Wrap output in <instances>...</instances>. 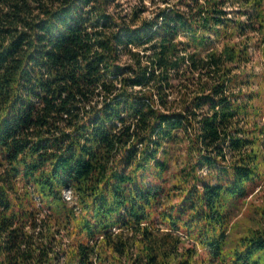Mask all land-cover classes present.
I'll use <instances>...</instances> for the list:
<instances>
[{
	"label": "trees",
	"instance_id": "16d2710c",
	"mask_svg": "<svg viewBox=\"0 0 264 264\" xmlns=\"http://www.w3.org/2000/svg\"><path fill=\"white\" fill-rule=\"evenodd\" d=\"M151 3L0 0V264H264V0Z\"/></svg>",
	"mask_w": 264,
	"mask_h": 264
},
{
	"label": "rangeland",
	"instance_id": "374dc122",
	"mask_svg": "<svg viewBox=\"0 0 264 264\" xmlns=\"http://www.w3.org/2000/svg\"><path fill=\"white\" fill-rule=\"evenodd\" d=\"M125 2L128 3H135V2H138L140 0H124ZM147 4H149L150 6L153 4L151 3L152 0H144ZM264 67V64H263V58L261 56V53L258 51V50H255L254 51V59L253 61L247 65V69L248 70H255V71H260L262 70ZM255 199L260 202V201H263L264 199V182L260 183L258 186H256L255 188ZM65 196L67 198H70L71 199V192L69 190H66L65 191ZM252 196V195H251ZM251 196H249V198L247 199H250Z\"/></svg>",
	"mask_w": 264,
	"mask_h": 264
}]
</instances>
